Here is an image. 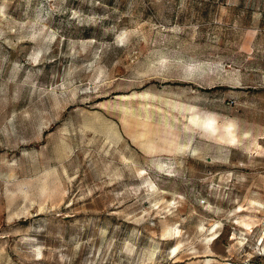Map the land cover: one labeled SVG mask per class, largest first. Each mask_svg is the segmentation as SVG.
Listing matches in <instances>:
<instances>
[{
  "label": "rangeland",
  "instance_id": "rangeland-1",
  "mask_svg": "<svg viewBox=\"0 0 264 264\" xmlns=\"http://www.w3.org/2000/svg\"><path fill=\"white\" fill-rule=\"evenodd\" d=\"M0 264H264V0H0Z\"/></svg>",
  "mask_w": 264,
  "mask_h": 264
},
{
  "label": "bare ground",
  "instance_id": "bare-ground-1",
  "mask_svg": "<svg viewBox=\"0 0 264 264\" xmlns=\"http://www.w3.org/2000/svg\"><path fill=\"white\" fill-rule=\"evenodd\" d=\"M202 123L211 126L210 125L211 120L209 118L203 119ZM229 127H230L229 125L226 126L227 137H225V135H221V137L224 138L228 142H232V141H234L236 139V136L233 133V131L231 129H229Z\"/></svg>",
  "mask_w": 264,
  "mask_h": 264
}]
</instances>
